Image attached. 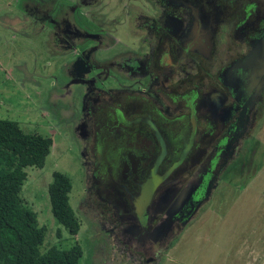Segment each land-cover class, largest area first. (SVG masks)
I'll list each match as a JSON object with an SVG mask.
<instances>
[{"label": "flooded vegetation", "instance_id": "af4514ba", "mask_svg": "<svg viewBox=\"0 0 264 264\" xmlns=\"http://www.w3.org/2000/svg\"><path fill=\"white\" fill-rule=\"evenodd\" d=\"M101 2L15 3L20 22L46 27L67 76L78 218L98 250L149 264L225 174L251 163L264 129V0H108L123 27L110 24L118 14L102 24Z\"/></svg>", "mask_w": 264, "mask_h": 264}, {"label": "rangeland", "instance_id": "374dc122", "mask_svg": "<svg viewBox=\"0 0 264 264\" xmlns=\"http://www.w3.org/2000/svg\"><path fill=\"white\" fill-rule=\"evenodd\" d=\"M102 1L108 5L101 2L93 9L105 24L118 14V6H113L111 11L115 13H111L108 0ZM15 2L0 0V119L15 120L24 131L52 138L44 165L26 167L27 176L21 186V197L36 212L38 226L44 227L41 250L52 245L66 249L79 243L83 250L80 264H130L108 245L98 250L87 235L85 220L79 219L80 229L71 235L52 216L48 184L53 171L70 177L74 210L73 201L81 190L79 155L69 118L75 107L69 109L71 96H60V75L64 79L67 76L61 60L46 53V27L20 22L24 16L21 5ZM126 8L129 10V6ZM120 15L110 24L123 27L125 19ZM86 16L89 19L88 13ZM88 23L94 25L93 20ZM52 92L60 97L51 96ZM260 131L259 137L250 142L247 161L251 163L225 174L214 199L202 207L196 221L173 240V247L149 264H264V129Z\"/></svg>", "mask_w": 264, "mask_h": 264}, {"label": "trees", "instance_id": "16d2710c", "mask_svg": "<svg viewBox=\"0 0 264 264\" xmlns=\"http://www.w3.org/2000/svg\"><path fill=\"white\" fill-rule=\"evenodd\" d=\"M51 146L50 136L24 131L15 120L0 119V264H80L79 243L41 250L44 227L38 226L36 212L21 197L25 168H41ZM71 188L68 175L53 171L48 184L52 216L75 235L81 224L70 203Z\"/></svg>", "mask_w": 264, "mask_h": 264}]
</instances>
